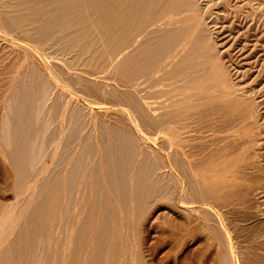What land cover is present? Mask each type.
I'll use <instances>...</instances> for the list:
<instances>
[{"label":"bare ground","instance_id":"obj_1","mask_svg":"<svg viewBox=\"0 0 264 264\" xmlns=\"http://www.w3.org/2000/svg\"><path fill=\"white\" fill-rule=\"evenodd\" d=\"M261 71L264 0H0V165L19 194L1 203L0 264H143L129 226L151 200L191 218L247 207ZM214 212L218 264H235Z\"/></svg>","mask_w":264,"mask_h":264},{"label":"rangeland","instance_id":"obj_2","mask_svg":"<svg viewBox=\"0 0 264 264\" xmlns=\"http://www.w3.org/2000/svg\"><path fill=\"white\" fill-rule=\"evenodd\" d=\"M256 73H258V72H255V74H253V75L251 73L249 81H252L257 76V79L256 78L255 79L259 80V81L257 82L254 79L255 80L254 84L255 83L256 84L253 86H255L256 88L257 87L260 88L264 84V75H263L264 72L261 71V74L259 73L261 79L259 78V75ZM262 75H263V78H262ZM6 78H7V76H5V79ZM263 88H262L263 91L261 90L262 92H260L259 95L261 93H264ZM69 89L70 90L73 89V90H71L72 92L76 91V89H77V91L74 92V94H75V96H78L79 104H81V105L85 104L84 101H87L86 103H88V101H90V100L92 101V99L88 98L89 96H87V94H85L83 91H80L79 88L71 87ZM150 89H153V88H150ZM79 92L82 94H80ZM84 95H85V97H84ZM97 101L103 102V100H100V99ZM84 122L88 125V127ZM80 123H83L82 125H84V130L86 131V133H85L86 135L91 129L94 130L93 129L94 124L93 123L89 124L88 120H86L85 118H83V120H81ZM146 128H144V131H143V134L145 133L144 135H146L148 137H152V138H153V136L157 135L155 130L150 129V128L146 129ZM154 132L156 134L153 135ZM92 135H93V138L95 137L94 140H97V138L95 136L96 134L94 132H92ZM263 153H264V151H263ZM263 153L261 152V154H263ZM263 156H264V154H263ZM262 158H263V160L262 159L259 160V162L261 164L257 163V165L255 164V166H252L251 170L253 172L251 170H247V172H248L247 177L250 180V182L248 181V187H249L250 195H248V197H247V200H249L250 203L247 202V207L245 206L244 209H242L243 207L240 208V207L232 205L229 208L224 209L222 207L220 208L219 206L214 205L215 209L213 208L214 211L218 210L220 212V214H222V216H223V219H224L223 225L226 226V229L224 226H222V228H223V230L225 229L224 230V233L226 232L225 235L227 233H229L225 236L226 238L224 237L223 239H227V237L229 236L230 238H228V239H231L232 245L235 248L236 253H238V254H236L235 264H250V262L247 263L246 258L251 253H252L251 254L252 256L254 255L252 259L255 258L253 260L254 263L259 261L256 264H264V237H263L264 236L263 235L264 234L263 233L264 232V226L261 224L262 220L264 221V219L262 218V216L261 217L259 216L261 214H260V212H258V208H257L260 205L259 204L260 201L264 202L263 196L258 197L260 195L258 192L262 188H264V157H262ZM2 161L4 163V160L2 158H0L1 165H5L7 163V162H5V164H3ZM1 165H0V171L2 173L0 172V207L3 205H4V207H8V205H10V204L14 205L17 202L16 201L17 199H15V198H18L19 194L15 193V190H13L14 189L13 188L14 187L13 179L14 178L12 176V173H11V175H9L10 174L9 172L10 171L12 172V168L11 167H10L11 169L6 168V167L9 168V166H10L8 163H7L8 166H6V167L5 166L2 167ZM3 170L5 171V173L3 172ZM257 177L259 178V180H261V182H259V180H257L258 179ZM255 178H256V182L259 184H257L254 181ZM11 184L13 186H10ZM250 185H253V186L250 187ZM13 195H14V197H13ZM75 195L77 197H79V196H81V192L77 191ZM162 201L163 200L160 201V198H158V199L155 198V199L151 200L150 207L146 211L147 214L145 213L143 216L144 218L142 220H144V221L141 220L142 222H139L140 224H138V226L135 229L134 228L132 229V227L129 226L130 227L129 231H131V234L133 235V236L131 235L133 238L132 237L130 238V242L134 241L131 243L133 245V246L131 245L132 246V254L138 255L141 258V260L143 261V264H218L219 258L225 254V253L223 254L224 251H221V250H223V249L227 250V248H225L226 241L222 240L221 239L222 237L218 236L217 232H215L214 230L211 229V227L218 225L216 223L217 219H216V216L214 214L217 212H214V211H213L214 213L212 211H211L212 213L206 212L208 214V216H207L208 218H207V217H203L201 212H204V210L203 211L201 210V212H198L199 215L196 218H191V217H188L187 215H184L185 213H183L182 211L176 210L175 209L176 207H174L172 204L170 205V204H167L166 202H164V201L162 202ZM1 203L3 205H1ZM5 205H7V206H5ZM249 205H251V206H249ZM236 207L238 209H240L241 212ZM216 208H218V209H216ZM255 208H257V210ZM227 212H230L232 214L227 213ZM225 214H228V216ZM236 214H241L242 217H244V218L242 219V217H240V216L238 217ZM234 217L238 218V223L240 225L237 223V220ZM204 218H206V219H204ZM193 219H195V220H193ZM213 219H214V222H213ZM225 220H228V221L224 222ZM207 221L209 223H207ZM132 222H133V219H132V221L130 220L131 224H132ZM225 223H227V224H225ZM207 225L208 226L211 225V227H209V229H208ZM261 226H262L263 231H261V229H260ZM241 227H242V230H245L246 232L245 231L243 232L242 230H240ZM251 227H252V229H251ZM257 229L260 230L261 234H260L259 230L257 232ZM135 230H136V232H135ZM226 230H228V232ZM241 232L243 233L242 235L240 234ZM258 233H259V235H258ZM216 236L218 238L221 237L220 239L224 242V244ZM134 244L137 246L136 250H135ZM133 247H134V249H133ZM226 250H225V252H226ZM135 251L139 252V254ZM240 252H242V253H240ZM239 253H240V255H239ZM236 259H238V260H236ZM251 264H253V263H251Z\"/></svg>","mask_w":264,"mask_h":264}]
</instances>
